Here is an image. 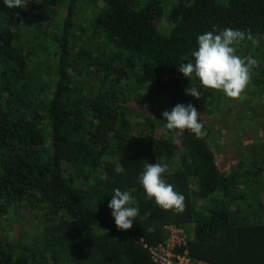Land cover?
Masks as SVG:
<instances>
[{"label": "trees", "instance_id": "1", "mask_svg": "<svg viewBox=\"0 0 264 264\" xmlns=\"http://www.w3.org/2000/svg\"><path fill=\"white\" fill-rule=\"evenodd\" d=\"M224 28L243 33L235 45L243 55L264 44V0H29L24 9L0 0V216L26 207L39 228L27 242L0 229V264H155L143 244L191 225L176 248L191 260L264 264V110L253 100L264 94V68L251 66L238 99L177 71L199 34ZM135 87L141 114L128 104ZM177 103L197 108L203 138L166 128L162 113ZM210 118L233 127L225 168ZM146 161L167 166L183 213L146 199L138 182ZM115 188L136 200L128 230L108 207Z\"/></svg>", "mask_w": 264, "mask_h": 264}, {"label": "clouds", "instance_id": "2", "mask_svg": "<svg viewBox=\"0 0 264 264\" xmlns=\"http://www.w3.org/2000/svg\"><path fill=\"white\" fill-rule=\"evenodd\" d=\"M9 9L27 7L29 0H2ZM243 33L238 29L224 28L216 31H205L197 36V47L192 51V60L181 62L177 69L189 80L195 76L202 88L222 91L229 98H239L250 81L251 66L255 59L241 58L236 54L235 45L242 39ZM185 93L197 99L201 92L197 87H186ZM168 130H188L197 138L206 135L204 125L200 121L197 108L188 103H177L170 111L162 113ZM114 171L124 174L125 168L120 160L115 162ZM166 165L145 162L138 182L142 186L146 199L154 200L165 211L171 210L180 214L185 210V196L168 183L165 174ZM107 179V177H105ZM135 197L128 190L115 188L111 193L108 207L118 230L132 228L138 215ZM151 230V229H150Z\"/></svg>", "mask_w": 264, "mask_h": 264}, {"label": "rangeland", "instance_id": "3", "mask_svg": "<svg viewBox=\"0 0 264 264\" xmlns=\"http://www.w3.org/2000/svg\"><path fill=\"white\" fill-rule=\"evenodd\" d=\"M48 13H52L50 11H48ZM97 43H99L100 45H105V42H102V40L98 41L96 40ZM248 47V46H247ZM237 51L241 52L239 54H241L243 56L244 59H255L256 63H255V67L262 69L264 68V44L262 43L261 45L255 46L253 48H247V50L245 51L246 53L243 55L242 51L245 50V48L242 50L241 48L236 47ZM255 54V55H254ZM254 55V56H253ZM252 75V74H251ZM262 81V80H260ZM264 85V81L261 83V85ZM264 87V86H262ZM210 91V90H208ZM264 96L263 93H257L254 94L253 96V100L256 102V105L258 108L263 109L264 110V98H262L261 96ZM242 96V95H241ZM240 98V97H239ZM145 96L143 93V89L139 88V87H135L133 90V94H132V99L129 101L128 104H130L131 106V111L133 113L137 112V113H144V110L146 109L145 107ZM238 99V98H237ZM146 112H150V111H146ZM136 119L141 120L143 116H135L133 115ZM215 118V117H214ZM211 120V118H210ZM210 124L214 127L213 128V138H212V148L214 149L215 152V156H216V161L218 163V165L221 168H225L227 167L228 163L232 162V159L234 157V154L236 153L235 151V147L232 146L235 144V141L230 142V131H233V127L231 129V126L224 123L223 125L219 123V121H216L215 119H212ZM214 143H218V148H215V146L213 145ZM260 185H263L264 188V177L262 179H260ZM259 183H257L256 188H260L258 185ZM262 183V184H261ZM249 195L247 194V197ZM257 197V196H255ZM261 199V198H260ZM264 199V197H263ZM259 201V200H258ZM248 203L251 204V211L252 213L255 214V216H253V219H260L261 215H262V211H261V207L258 208V205L255 204V202L252 203V201H250L249 199L246 201ZM262 206V205H260ZM264 215V214H263ZM37 221L34 219V215L32 213L28 214V209L26 207H24L23 209H21V212L15 213L13 212V209L10 207L8 209V212L5 215L0 216V229L1 231L3 230L4 233L8 232V235L12 238L18 237L20 238L22 241H30L31 239V235H34L36 233L39 232V228L36 226ZM192 228L193 226H189L188 227V233L189 235L192 234Z\"/></svg>", "mask_w": 264, "mask_h": 264}, {"label": "built area", "instance_id": "4", "mask_svg": "<svg viewBox=\"0 0 264 264\" xmlns=\"http://www.w3.org/2000/svg\"><path fill=\"white\" fill-rule=\"evenodd\" d=\"M166 239L157 244L144 243L151 260L155 264H210L204 261H193L184 252H177L178 246H184L189 237V233L183 227L168 226Z\"/></svg>", "mask_w": 264, "mask_h": 264}]
</instances>
